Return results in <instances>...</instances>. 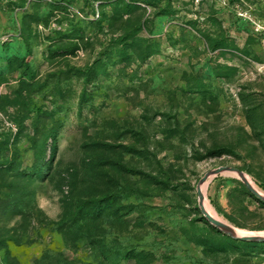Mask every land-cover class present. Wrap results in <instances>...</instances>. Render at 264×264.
I'll use <instances>...</instances> for the list:
<instances>
[{
	"label": "rangeland",
	"instance_id": "obj_1",
	"mask_svg": "<svg viewBox=\"0 0 264 264\" xmlns=\"http://www.w3.org/2000/svg\"><path fill=\"white\" fill-rule=\"evenodd\" d=\"M9 160L0 264H264V0H0Z\"/></svg>",
	"mask_w": 264,
	"mask_h": 264
},
{
	"label": "water",
	"instance_id": "obj_2",
	"mask_svg": "<svg viewBox=\"0 0 264 264\" xmlns=\"http://www.w3.org/2000/svg\"><path fill=\"white\" fill-rule=\"evenodd\" d=\"M222 172H227V173H235L239 176V179L243 182V184L246 186V188L248 189L249 192H251L254 196H256L257 198L261 199L262 201H264V197L260 196L250 185L249 183L244 179L243 173L238 171L237 169L231 168V167H224V168H218L214 171H212L209 174H206L201 182H205L209 176L211 175H219ZM198 197H199V202H200V210L202 215L204 216V218L206 219V221L212 225L214 228H216L217 230L223 232L224 234L228 235L229 237L235 239V240H239L242 242H257V243H262L264 242V237H260V236H244V237H236L234 236L232 233H230L229 231L226 230V227L216 221L215 219H213L212 217H210V215H208L202 208V202H203V196L200 192V190H198Z\"/></svg>",
	"mask_w": 264,
	"mask_h": 264
},
{
	"label": "bare ground",
	"instance_id": "obj_3",
	"mask_svg": "<svg viewBox=\"0 0 264 264\" xmlns=\"http://www.w3.org/2000/svg\"><path fill=\"white\" fill-rule=\"evenodd\" d=\"M235 174V173H234ZM237 175V174H236ZM238 176V175H237ZM239 177V176H238ZM244 179L248 182V180L244 177ZM249 185L259 194V191L250 183L248 182ZM205 185H206V182L204 184H202V186L199 188L200 189V192L203 196V193H204V189H205ZM260 196L264 197L263 194H259ZM204 198V196H203ZM202 208L203 210L208 214L210 215V217H212L213 219H215L216 221L222 223L225 227H226V230L229 231L230 233H232L234 236L236 237H244V236H260V237H264L263 234H256V233H249V232H239V231H235L233 230L231 227H229L226 223H223L221 221H219L216 217V215L213 213V211L211 210V208L209 207V205L207 203L204 202V199H203V202H202Z\"/></svg>",
	"mask_w": 264,
	"mask_h": 264
},
{
	"label": "trees",
	"instance_id": "obj_4",
	"mask_svg": "<svg viewBox=\"0 0 264 264\" xmlns=\"http://www.w3.org/2000/svg\"><path fill=\"white\" fill-rule=\"evenodd\" d=\"M49 137L54 138V135H49ZM39 143H40V141L38 142V144ZM5 158L7 159V156ZM37 159L39 160V157ZM13 162H14V160H9V161H6L5 164H3L0 161V169H5L7 171H14L15 169H14V165H13L14 163ZM41 168H42V166L38 162L33 168L30 169V171L28 173H25V172L20 173L19 171H16V172L19 173L20 175H26L27 174L28 176H30V175H33V174H37ZM12 211H14V208H11L9 211H7V213L9 214Z\"/></svg>",
	"mask_w": 264,
	"mask_h": 264
}]
</instances>
